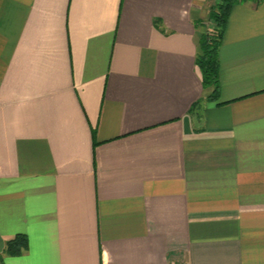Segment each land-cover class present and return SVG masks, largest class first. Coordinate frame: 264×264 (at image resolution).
I'll return each instance as SVG.
<instances>
[{"label": "crops", "instance_id": "obj_1", "mask_svg": "<svg viewBox=\"0 0 264 264\" xmlns=\"http://www.w3.org/2000/svg\"><path fill=\"white\" fill-rule=\"evenodd\" d=\"M210 6L0 0V264H264V0L231 10L215 100Z\"/></svg>", "mask_w": 264, "mask_h": 264}, {"label": "trees", "instance_id": "obj_2", "mask_svg": "<svg viewBox=\"0 0 264 264\" xmlns=\"http://www.w3.org/2000/svg\"><path fill=\"white\" fill-rule=\"evenodd\" d=\"M251 0H219L213 4L208 12L207 20L214 24L213 30L206 31L199 41L201 53L197 63L202 73L203 86L211 90L207 97L215 100L220 93V56L219 51L227 27L229 16L234 5ZM204 24V20L201 22ZM201 100L193 105V109L200 105ZM29 240L25 234H17L8 240L4 254L9 256H20L27 251Z\"/></svg>", "mask_w": 264, "mask_h": 264}, {"label": "rangeland", "instance_id": "obj_3", "mask_svg": "<svg viewBox=\"0 0 264 264\" xmlns=\"http://www.w3.org/2000/svg\"><path fill=\"white\" fill-rule=\"evenodd\" d=\"M207 1H209L210 4H211V6H212L213 4H215V2H218L219 0H207ZM207 22H208V24H207V31L213 30L214 24L212 22L208 21V20H207Z\"/></svg>", "mask_w": 264, "mask_h": 264}]
</instances>
